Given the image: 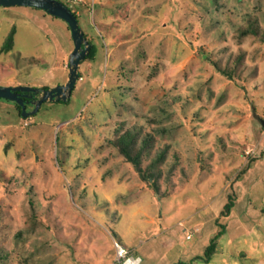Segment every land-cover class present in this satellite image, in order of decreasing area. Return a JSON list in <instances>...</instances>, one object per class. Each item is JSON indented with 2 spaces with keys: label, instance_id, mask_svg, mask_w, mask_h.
<instances>
[{
  "label": "rangeland",
  "instance_id": "374dc122",
  "mask_svg": "<svg viewBox=\"0 0 264 264\" xmlns=\"http://www.w3.org/2000/svg\"><path fill=\"white\" fill-rule=\"evenodd\" d=\"M58 1L95 54L67 103L0 99V264H188L218 225L208 264H264V0ZM73 48L60 19L0 7V87L65 84ZM126 131L143 170L165 153L154 182Z\"/></svg>",
  "mask_w": 264,
  "mask_h": 264
},
{
  "label": "water",
  "instance_id": "95a60500",
  "mask_svg": "<svg viewBox=\"0 0 264 264\" xmlns=\"http://www.w3.org/2000/svg\"><path fill=\"white\" fill-rule=\"evenodd\" d=\"M0 7L33 8L41 10L51 17L60 19L67 25L74 46L73 51L68 57V75L65 84L52 89L21 86L0 87V99L17 104L23 119L33 116L44 103L67 102L78 80L79 64L89 54L91 48L73 12L57 0H0ZM34 96H37L36 100L30 102L34 109L31 112H26V102L24 99L32 100Z\"/></svg>",
  "mask_w": 264,
  "mask_h": 264
},
{
  "label": "trees",
  "instance_id": "16d2710c",
  "mask_svg": "<svg viewBox=\"0 0 264 264\" xmlns=\"http://www.w3.org/2000/svg\"><path fill=\"white\" fill-rule=\"evenodd\" d=\"M73 14L75 15V17L78 21L79 17L75 14V12H73ZM13 34H14V30L11 31V33L8 35V37L5 41L3 48L6 51L10 50V48L12 46ZM94 54H95V47L91 46L89 54L85 57L84 60L91 61L94 58ZM67 102H65V103H67ZM17 108L20 110L19 107H17ZM114 146L117 148L119 154L125 159V161L127 163H129L130 165H132V167L137 171V173H138V175L142 181L152 180L154 182L155 179L158 178V173H154L150 169H153V167L156 164H159L164 160V156H165L164 152L159 153L156 156V158L152 161L151 165L146 170H143L141 167V158H142L144 150L146 149V146H147V140L146 139H142L140 141V144H138L136 135L132 132L126 131L117 138V140L114 142ZM234 204H235L234 196L233 195L228 196L227 201L224 204L222 211L220 212V216H222V217L229 216L231 210L234 207ZM218 227H219V231L210 240L208 246L204 250L203 255L193 258L192 260L189 261L188 264H194L196 262L208 264L211 261L212 256L214 255V253L216 251L217 241L221 236L224 235V232H225V227L223 225H218Z\"/></svg>",
  "mask_w": 264,
  "mask_h": 264
},
{
  "label": "built area",
  "instance_id": "2783aa9c",
  "mask_svg": "<svg viewBox=\"0 0 264 264\" xmlns=\"http://www.w3.org/2000/svg\"><path fill=\"white\" fill-rule=\"evenodd\" d=\"M189 238H190V235H188V236L186 237V239H189ZM115 246H116V250L120 252V253H119V257H122L124 251H123L122 248H121L120 246H118L117 244H115Z\"/></svg>",
  "mask_w": 264,
  "mask_h": 264
},
{
  "label": "flooded vegetation",
  "instance_id": "af4514ba",
  "mask_svg": "<svg viewBox=\"0 0 264 264\" xmlns=\"http://www.w3.org/2000/svg\"><path fill=\"white\" fill-rule=\"evenodd\" d=\"M36 98H37V96H34L32 100L24 99L25 102H26L25 107L31 105L30 102H34L36 100ZM57 103H59V102H57Z\"/></svg>",
  "mask_w": 264,
  "mask_h": 264
},
{
  "label": "bare ground",
  "instance_id": "6f19581e",
  "mask_svg": "<svg viewBox=\"0 0 264 264\" xmlns=\"http://www.w3.org/2000/svg\"><path fill=\"white\" fill-rule=\"evenodd\" d=\"M128 262V261H127Z\"/></svg>",
  "mask_w": 264,
  "mask_h": 264
}]
</instances>
